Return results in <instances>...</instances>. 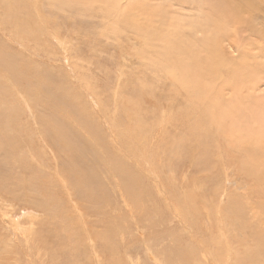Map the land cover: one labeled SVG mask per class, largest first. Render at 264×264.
<instances>
[{
	"label": "rangeland",
	"instance_id": "obj_1",
	"mask_svg": "<svg viewBox=\"0 0 264 264\" xmlns=\"http://www.w3.org/2000/svg\"><path fill=\"white\" fill-rule=\"evenodd\" d=\"M22 1L28 6L6 13V27L0 13V264H185L179 255L190 243L195 244L196 254L188 264H204L202 253L215 256L212 248L198 250L197 243L214 241L222 248L229 243L234 252L248 236L249 224L264 232V144L255 138L251 120L231 122L234 113L229 114L232 109L227 107L233 96L229 87L242 85L236 81L241 70L250 75L253 89L250 94L241 90L244 101L250 95V103L258 98L264 104L261 39L222 35V50L238 67L226 76L228 69L221 65V77L212 75L217 82L211 78L195 87L178 71L171 76L160 65L159 36L149 38L123 25L120 9L129 0H121L118 10L108 9L102 0ZM177 2L144 0L147 7L139 9L137 16L149 21L161 6L165 15L175 11L190 21L207 11L196 2L181 3V7ZM263 4L257 11L259 17L253 18L259 26L264 23L260 20ZM147 8L151 10L143 12ZM14 24L24 30L23 36L15 33ZM237 38L245 42L243 55L233 42ZM7 67L16 68L18 81L2 70ZM205 86L220 87L215 90L218 95L223 90L217 100L209 95L215 102L220 100L218 109L202 91ZM253 103L251 108L256 106ZM250 107V117L264 111ZM243 111L240 105L236 113L243 116ZM59 128L68 131L69 150L50 141ZM230 131L237 148L228 144ZM239 146L249 149V154L239 151ZM122 166L125 171L120 173ZM81 168L84 177L89 171L96 177L90 178L97 184L88 195L91 199L83 197L84 187L78 189L70 180ZM124 178H130L133 188L141 192L135 203L120 198V191L125 192ZM33 181L45 197L36 192L30 200L47 198L42 205L47 209L27 200ZM126 189L131 192L129 185Z\"/></svg>",
	"mask_w": 264,
	"mask_h": 264
},
{
	"label": "bare ground",
	"instance_id": "obj_2",
	"mask_svg": "<svg viewBox=\"0 0 264 264\" xmlns=\"http://www.w3.org/2000/svg\"><path fill=\"white\" fill-rule=\"evenodd\" d=\"M17 1V0H16ZM52 1V0H51ZM95 1V0H94ZM98 1V0H97ZM103 2L107 3L106 6L108 9H113V10H118V8L120 7V3L121 0H102ZM127 1V0H126ZM144 0H129V2H127V4H124L123 8L120 9V11H122L120 18H122V23L124 26L129 27L130 29L134 30L135 33L141 34V35H147L149 38V35H157L161 38L162 41V46H160L161 50H163L160 53V65L164 68H167V71L169 72L168 75L172 74L171 76H174L175 72L174 71H178L179 73H177V75H179L181 78H183L184 81H186L188 84H190L192 86V83L195 84L193 86L198 87V85L204 86L206 85V83H208V79L212 78V75L215 77V79L217 78V74L222 75V71L223 69L220 68L221 65L225 66L228 69V73L225 72L224 74H226V76H230L231 73L235 72V67H238V62L234 61V60H230L227 53H224L222 50V45H221V40H222V35H250L252 37V39H261V41L264 42V23H262L263 25L259 26L256 25L253 20V18H255L258 14L257 11L258 10H262L261 8V4L264 3V0H262L263 3H261V0H174L175 2L179 3L178 7H181L180 4L181 3H193L196 2V6L199 8L200 5H202L200 8L202 7H206L207 11H205L203 16H197V18L195 20H190V21H185L183 19H181L179 16H176V12L173 11L170 15H165L164 12L160 11L161 10V6L156 10L157 12L154 13L155 16L150 19L149 21H146L145 19H140L137 16V12L139 11V9L144 10L147 5H145L143 3ZM22 0L19 1L18 4H16V2L14 0H0V13H2V15L4 14V16H1V23L2 26L6 27L9 24V19L6 15V13H11L12 11H14L15 7L18 6H28L26 2H23ZM86 2V1H85ZM55 3V2H54ZM53 3V4H54ZM69 3V2H68ZM94 3V2H93ZM176 3V4H177ZM70 4V3H69ZM122 4V3H121ZM154 4H156L154 2ZM63 5V4H62ZM61 5V6H62ZM85 5V4H84ZM152 5V4H151ZM161 5V4H160ZM264 5V4H263ZM65 6V5H63ZM155 6V5H154ZM157 6V5H156ZM171 6H175L173 4H171ZM170 6V9H171ZM85 7V6H84ZM83 7V8H84ZM77 8V7H76ZM80 8V7H79ZM152 8V7H151ZM151 8H147L145 11L146 12L148 10H151ZM156 8V7H154ZM166 8V7H165ZM25 9V8H24ZM100 9V8H99ZM32 10V9H31ZM89 10V9H88ZM112 10V11H113ZM137 10V11H136ZM87 11V10H86ZM90 11V10H89ZM98 11V10H97ZM136 11V12H134ZM160 11V12H159ZM166 11V10H165ZM169 11V9H168ZM25 12V11H24ZM102 12V11H101ZM152 12V11H150ZM155 12V11H154ZM20 13V12H19ZM29 13V12H28ZM117 13V12H116ZM260 13V12H259ZM264 13V11H263ZM16 14V13H15ZM14 14V15H15ZM108 14V13H107ZM120 14V13H119ZM118 14V15H119ZM104 16V14H102ZM117 15V14H116ZM153 15V13H152ZM256 15V16H255ZM12 16V15H11ZM10 16V17H11ZM17 16V15H16ZM111 15H109L110 17ZM150 16V15H149ZM21 17V16H20ZM31 17V16H30ZM106 17V16H105ZM142 17V16H141ZM259 17V15H258ZM257 17V18H258ZM22 18V17H21ZM108 18V16L106 17ZM149 18V17H148ZM24 19V18H23ZM31 19V18H30ZM264 18H261L260 20H262ZM102 20H104V18H102ZM114 20V19H113ZM119 20V19H117ZM154 20V21H153ZM259 20V22H260ZM154 22L153 24L155 25H151L150 22ZM256 21V19H255ZM117 22L119 23V21H114L115 25L117 24ZM121 22V21H120ZM257 22V21H256ZM263 22V20H262ZM11 23H13L11 21ZM110 23V22H109ZM143 23V24H142ZM150 23V25H148ZM15 25V33L18 35H22L24 34V30L21 29V27L19 28L18 25ZM26 25V24H25ZM112 25V24H111ZM113 26V25H112ZM24 28V26H23ZM126 28V27H125ZM23 30V31H22ZM112 30V29H110ZM127 30V29H126ZM113 32V31H112ZM111 33V31H110ZM147 37V38H148ZM251 41V40H250ZM140 42V41H139ZM233 42L235 43V46L237 48H240L241 50L239 51L240 54L243 55L244 53V49H245V42H242L241 39L237 38V39H233ZM63 43V42H62ZM140 44V43H139ZM146 44V43H144ZM225 49V48H224ZM258 49V48H256ZM221 51V52H220ZM247 52V51H246ZM240 56V55H239ZM235 57V56H234ZM140 58V57H139ZM236 58V57H235ZM241 58V57H240ZM238 58V59H240ZM237 59V58H236ZM237 59V60H238ZM230 60V61H229ZM242 62L246 61V58L242 57ZM252 60V59H251ZM3 61V60H2ZM248 61V60H247ZM260 61V60H259ZM5 63V62H4ZM260 64V63H259ZM2 65V64H1ZM222 66V67H223ZM204 69L205 72H201V69ZM16 69V68H15ZM15 69H13L12 67H7L2 69L3 71H5L7 74H9L10 76H13V78L18 81L20 76L17 75V73H15ZM147 70V69H146ZM156 70V69H155ZM238 70V69H237ZM241 70V68L239 69ZM227 71V70H226ZM247 71V70H246ZM23 73V72H22ZM164 73H166V71H164ZM221 73V74H220ZM230 73V74H229ZM21 74V73H20ZM26 74V73H25ZM24 74V75H25ZM29 76V74H27ZM169 76V77H171ZM250 76V75H249ZM248 73L247 75H244V72L241 70L237 73L236 76V81L239 80L241 81L242 85H239L237 88V90L234 88H230L229 87V91H233L230 92V95L233 94L232 99L229 103H227V107L231 108L232 111L229 112L230 113H234V116L231 118V122H237V118L241 121L243 120H247L248 118L251 120V122L253 123L252 125L255 126V133H256V139L259 142H262L264 144V120L261 119L262 114L264 115V104L262 103V101H257L256 103L253 104L256 105L254 107H250L252 103H250V95H246V102L244 101V97L242 94H244L241 90H245V94H250V90L252 91L253 89L250 87V81L252 79H249ZM31 77V76H30ZM170 79V78H169ZM172 79V78H171ZM214 78H212L213 80ZM24 81V80H23ZM175 81V80H174ZM178 81V80H177ZM180 81H182L180 79ZM212 82L211 80L209 81ZM213 82H217L214 81ZM212 82V84H213ZM225 81H223L224 83ZM246 82H249L246 84ZM166 83V82H165ZM184 83V82H183ZM181 83V84H183ZM162 84V83H161ZM208 84V85H209ZM211 84V85H212ZM216 84V83H215ZM220 84V83H219ZM250 84V86H249ZM225 85H227V81L225 84H223V90ZM230 85V84H229ZM168 86V85H167ZM186 86V85H185ZM188 86V85H187ZM190 86V87H191ZM221 86V85H218ZM168 87H171L168 86ZM189 87V86H188ZM86 88V87H85ZM167 88V87H166ZM172 88V87H171ZM244 88V89H243ZM250 88V89H249ZM170 89V88H169ZM190 89V88H189ZM220 89V87L218 88H211L209 89L205 86V88L202 90L204 92L205 95H213L212 98L214 97V100H217L219 97H221V95L223 94V90L222 92H219V95L215 92V90ZM179 91V90H178ZM195 92V90L193 91ZM196 92L198 93V91L196 90ZM173 93V92H172ZM200 93V92H199ZM179 94V93H178ZM24 96V95H22ZM169 96V95H168ZM181 96V95H180ZM162 97V96H161ZM160 97V98H161ZM172 97L174 98V96L172 95ZM182 97V96H181ZM193 97V96H192ZM201 97V96H200ZM207 97V96H204ZM210 97V96H209ZM226 97V95H225ZM187 98V97H186ZM203 98V97H202ZM208 98V97H207ZM206 98V99H207ZM212 98H208V101H211L213 103V106H217L216 109H218V102H215L212 100ZM162 99V98H161ZM160 99V100H161ZM189 99V98H188ZM205 99V98H204ZM224 99V98H223ZM256 99V98H255ZM184 100V99H183ZM198 100V99H197ZM261 100V99H260ZM223 101V100H222ZM168 102V101H167ZM203 102V101H202ZM210 102V104H211ZM181 103V102H180ZM222 103V102H221ZM233 103V104H232ZM182 104H185L182 102ZM187 104V103H186ZM205 104V103H204ZM223 104V103H222ZM225 104V103H224ZM193 105V104H192ZM197 105V104H196ZM206 105V104H205ZM242 106L243 108V116H239L237 115L236 111L238 109L239 106ZM208 106V105H207ZM211 106V105H210ZM261 108L262 112H258V113H254V115L252 117H250V110L249 107L251 109L257 107ZM66 107V106H65ZM200 107V106H199ZM246 107L248 108V110L246 109ZM202 108V107H201ZM215 108V107H214ZM190 109V108H189ZM196 109V108H195ZM204 109V108H202ZM211 109V108H210ZM220 109V108H219ZM225 109V106L224 108ZM222 110V109H221ZM4 110H2L3 112ZM187 111V110H186ZM197 111V110H196ZM195 111V112H196ZM181 112V111H180ZM190 112V111H189ZM210 112V110H209ZM219 112V111H218ZM1 113V112H0ZM6 113V112H5ZM207 113V112H205ZM227 113V112H226ZM7 114V113H6ZM4 114V116L6 115ZM180 114V113H179ZM183 114V113H182ZM188 114V113H187ZM216 114V113H214ZM221 114V113H220ZM2 115V114H1ZM186 115V114H185ZM194 115V114H193ZM192 115V116H193ZM203 115V114H202ZM8 116V115H7ZM180 116V115H179ZM209 117V113H207V115ZM10 117V116H9ZM187 117V116H184ZM189 117V116H188ZM194 117V116H193ZM220 117V116H218ZM222 117V116H221ZM227 117V115H226ZM179 118V117H177ZM206 118V117H205ZM181 119V118H180ZM226 119V118H225ZM2 119H0L1 121ZM8 120V119H7ZM178 120V119H177ZM186 120V119H185ZM191 120V119H190ZM201 120V119H200ZM218 120V119H217ZM238 120V122H240ZM262 120V121H261ZM164 121V120H163ZM175 121V120H174ZM206 121V120H205ZM249 121V120H248ZM154 122V121H153ZM201 122V121H199ZM198 122V123H199ZM221 122V121H220ZM230 122V121H229ZM250 122V123H251ZM113 123V122H112ZM149 123V122H148ZM158 123V122H157ZM210 123V122H208ZM219 123V122H218ZM243 123V122H242ZM241 123V124H242ZM124 124V123H123ZM189 124V123H188ZM228 124V123H227ZM1 125V124H0ZM147 125V124H146ZM183 125V124H182ZM210 125V124H209ZM248 125V124H247ZM2 126V125H1ZM151 126V125H149ZM148 130H149V127ZM199 125H195L194 127H198ZM201 126V125H200ZM203 126V125H202ZM201 126V127H202ZM145 127V126H144ZM154 128V126H152ZM221 127V125H220ZM222 127H225L224 125ZM244 127V126H243ZM156 128V126H155ZM154 128V129H155ZM184 128V127H183ZM189 127H187L188 129ZM208 128H210L208 126ZM212 128V127H211ZM218 128V127H217ZM216 128V129H217ZM158 129V128H157ZM177 129V128H176ZM179 129V128H178ZM186 129V130H187ZM205 129V128H204ZM214 129V128H212ZM121 130V129H120ZM140 130V129H139ZM151 130V129H150ZM149 130V131H150ZM194 129H192L193 131ZM223 130V129H222ZM243 130V129H242ZM152 131V130H151ZM154 131V130H153ZM197 131V130H196ZM208 131V130H207ZM206 131V132H207ZM213 131V130H212ZM221 131V130H220ZM55 134L51 136L53 143L55 144H60L62 145V148L69 150L70 146L72 143L69 142L68 138L69 135H67V139L66 137V133L64 128L63 130H61L60 128L55 130ZM142 132H144V130H142ZM145 132L148 133L147 130H145ZM218 132V131H217ZM222 132V131H221ZM240 132V131H239ZM242 132V131H241ZM249 132V131H247ZM245 131V133H247ZM146 133V134H147ZM199 133V132H198ZM203 133V132H202ZM219 133V132H218ZM230 133V136L228 135V144L230 146V144L232 145L231 147H236V144H232L231 139L233 138V132L230 131L228 132ZM249 134V133H248ZM190 137L192 136L191 134H189ZM250 135V134H249ZM254 135V134H253ZM195 136V135H194ZM237 136V135H236ZM240 136V135H239ZM238 136V137H239ZM251 136V135H250ZM249 136V137H250ZM255 136V135H254ZM189 137V138H190ZM188 138V140H189ZM225 139V136L223 137ZM222 138V139H223ZM263 138V139H262ZM49 139V138H48ZM239 139V138H237ZM262 139V140H261ZM65 140V141H64ZM141 140V139H140ZM256 140V141H257ZM261 140V141H260ZM174 141V139H173ZM173 141L171 144H173ZM193 141V140H192ZM236 141V139H235ZM241 141V140H240ZM145 142V141H144ZM176 142V141H175ZM200 142V141H199ZM226 142V141H225ZM98 143V142H97ZM143 143V142H142ZM189 143V142H188ZM44 144L46 145V143L44 142ZM145 144V143H144ZM147 144V143H146ZM151 144V143H150ZM176 144V143H175ZM255 144V143H254ZM17 145V144H16ZM194 145V143H193ZM207 145V144H206ZM234 145V146H233ZM138 146V145H137ZM143 144L139 147L142 148ZM148 146V145H147ZM208 146V145H207ZM247 146V145H245ZM193 147V146H192ZM210 147V146H209ZM237 148V147H236ZM239 151L242 150L245 152L248 150V152L250 151L249 149H246L245 147L239 146ZM197 149V148H196ZM103 150V149H102ZM142 150V149H141ZM144 151V150H143ZM238 151V150H237ZM146 152V151H145ZM191 152V151H190ZM105 153V152H104ZM247 153V152H246ZM113 154V153H112ZM142 154V153H141ZM239 154V153H238ZM241 154V153H240ZM244 154V153H243ZM249 154V153H247ZM69 155V154H68ZM34 154H30V157H33ZM14 157V156H13ZM12 157V158H13ZM130 157V156H129ZM112 158V157H111ZM122 158V157H121ZM244 158V155L243 157ZM251 158V157H249ZM35 159V158H34ZM118 159V157H117ZM131 159V158H130ZM125 160V159H124ZM251 160V159H250ZM256 160V159H255ZM56 162V160L54 161ZM244 162V160L242 159V163ZM19 164V163H18ZM120 164V163H119ZM262 164V163H261ZM19 166V165H18ZM135 166V165H134ZM141 167V166H140ZM149 167V166H148ZM257 167V166H255ZM263 167V166H262ZM111 169H114L112 167H110ZM142 168V167H141ZM146 168V167H145ZM152 168V167H151ZM247 168V167H246ZM245 168V169H246ZM120 173H123L125 171V169L122 167H119ZM141 170V169H140ZM154 171V170H152ZM148 172V171H147ZM204 172V171H203ZM83 173V169H78L74 171L73 176H70V180L73 184L74 187H77L78 189L84 187V189H82L83 191V197H88V195L91 192V189L96 188V183L92 182L90 180V178H96L93 171H89L87 172L86 176L84 177L83 175H81ZM144 173V172H143ZM156 175V174H155ZM179 175V174H178ZM69 176V174H68ZM114 176V175H113ZM128 177H130V174L127 175ZM115 177V176H114ZM154 177V175H153ZM131 178V177H130ZM126 180L125 178L124 180H121V183L125 185V192L120 191V198L124 201L127 202H134L135 203V199H139L141 192H138L136 190V186L133 188V184H131L132 181ZM150 178V177H149ZM148 178V179H149ZM193 178V177H192ZM117 179V178H116ZM115 179V182H116ZM189 179V177H188ZM207 179V178H206ZM159 180V179H158ZM154 181V180H153ZM157 181V180H156ZM171 181V180H170ZM180 181V180H179ZM172 182V181H171ZM197 182V181H196ZM161 183V182H160ZM195 183V182H194ZM39 184V183H38ZM37 184V182H32L30 184V193L26 194L27 200H29L30 202L34 203L36 206H40L44 209H47V207L42 206L43 204H45V201L47 198H44L43 202H38L37 198L34 199L32 198V200H30V194L32 193H36V192H40L39 196L41 197H45V195L43 194L42 191L36 190V188H40V186ZM157 184H159L157 182ZM164 184V183H162ZM117 185V184H116ZM130 187L131 192L128 193L126 192L127 189L126 187ZM198 185V184H197ZM158 186V185H157ZM179 186V185H178ZM117 187V186H116ZM133 188V189H132ZM156 188V187H155ZM164 188V187H163ZM175 188V187H174ZM196 188V187H194ZM121 189V188H120ZM129 189V190H130ZM176 189V188H175ZM139 190V189H138ZM141 190L143 191V187H141ZM146 190V189H145ZM168 190V189H167ZM155 191V190H154ZM166 191V190H165ZM157 192V190H156ZM164 192V191H163ZM46 193V192H45ZM160 193V192H159ZM166 193V192H165ZM82 195V194H81ZM191 195V194H190ZM145 196V195H144ZM143 196V197H144ZM172 196V195H171ZM198 196V195H197ZM203 196V195H202ZM25 197V196H24ZM148 197V196H147ZM163 197V196H162ZM186 198V196H185ZM184 198V199H185ZM194 198V197H193ZM91 199V198H89ZM171 199V198H169ZM172 200V199H171ZM203 200V199H202ZM146 202V201H145ZM176 202V201H175ZM200 202V200H199ZM144 203V202H143ZM152 203V202H151ZM171 203V202H170ZM93 204H95L93 202ZM150 204V203H149ZM153 204V203H152ZM191 204V203H190ZM131 205V204H129ZM143 205V204H142ZM135 207V205H133ZM145 206V205H144ZM198 206V205H197ZM233 206V205H232ZM95 207V206H94ZM93 207V209H95ZM137 207V205H136ZM142 207V206H141ZM185 207V206H183ZM208 207V205H207ZM131 208V207H130ZM139 208V206H138ZM190 208V206H189ZM204 208V207H203ZM29 209V208H28ZM129 210V208H127ZM132 209V208H131ZM135 209V208H134ZM145 209V208H144ZM200 209V208H199ZM229 209V208H228ZM143 210V209H142ZM237 210V209H236ZM78 211V210H77ZM137 211V209H136ZM205 211V210H204ZM28 212V211H27ZM145 212V211H144ZM190 212V211H189ZM140 213V212H139ZM204 213V212H203ZM15 214V213H14ZM130 214L132 215V217L135 219V215L133 212L130 211ZM207 214V213H206ZM205 214V215H206ZM191 215V214H190ZM244 215V214H243ZM236 216V214H235ZM195 217V216H194ZM208 217V215H207ZM249 217V216H248ZM138 218V217H137ZM240 218V217H238ZM5 221H7V224L10 223V221L8 219H6L4 217ZM141 219V218H139ZM241 219V218H240ZM23 220V218H22ZM136 220V219H135ZM177 220V219H176ZM183 220V219H182ZM29 221V220H28ZM35 221V220H34ZM138 221V219H137ZM239 221V220H238ZM202 222V221H201ZM214 222V221H213ZM19 223V222H18ZM31 223V222H30ZM24 224H26L24 222ZM24 224H22L24 226ZM139 224V222H137V225ZM216 224V223H215ZM31 225V224H30ZM26 226V225H25ZM231 226V225H230ZM28 227V226H27ZM31 227V226H29ZM36 226H34L33 228H35ZM139 227V225H138ZM151 227V226H150ZM201 227V226H200ZM10 228V227H9ZM37 228V227H36ZM182 228V227H181ZM233 228V227H232ZM241 228V227H240ZM13 229V228H12ZM195 229V228H194ZM212 229V227H211ZM210 229V231H211ZM245 231V229H243ZM126 231V230H125ZM196 231V230H194ZM201 231V230H200ZM237 231V230H236ZM16 232V231H15ZM24 232V231H22ZM33 232V231H31ZM37 232V231H36ZM248 236H246L244 238L243 236V244L240 246H237V251L234 250V252L228 247V245H230L228 243L225 244V248H222L218 245L217 242L214 243V245L210 244V243H206V241H203L201 243H197V248L198 250H203V252H206L207 250H211L212 248V253L211 254L213 256H215V258L212 257H208V255L205 253L203 254L202 252V262L204 264H264V232L261 231V229L252 227L250 224L248 226ZM19 233V232H18ZM35 233V232H34ZM202 233V232H201ZM221 233V232H220ZM239 233V232H238ZM124 234V233H123ZM200 234V233H199ZM227 234V233H226ZM235 234V233H234ZM24 235V234H22ZM21 235V236H22ZM30 235V234H29ZM34 235V234H33ZM36 235V234H35ZM104 235V234H102ZM107 235V234H106ZM20 236V235H19ZM123 236V235H122ZM191 236V235H190ZM218 236V235H217ZM229 236V235H228ZM233 236V234H232ZM29 237V236H28ZM36 237V236H35ZM40 237V236H39ZM224 237V236H222ZM230 237V236H229ZM30 238V237H29ZM200 238V237H199ZM198 238V239H199ZM217 238V237H216ZM221 238V236H220ZM232 238V237H230ZM25 239V238H24ZM39 239V238H36ZM191 238H189L188 241H190ZM201 239V238H200ZM222 239V238H221ZM230 240V239H229ZM25 241V240H24ZM113 241V240H112ZM212 241V240H211ZM31 242V241H30ZM32 243V242H31ZM226 243V242H225ZM231 243V242H230ZM238 243V241H237ZM115 244V243H114ZM212 245V247H211ZM227 245V246H226ZM238 245V244H236ZM44 246V245H43ZM185 253L181 254L180 253V257L182 258V260L184 261L185 264L189 263L190 257L194 256L196 254V247L195 244H186L185 245ZM224 246V245H223ZM232 248V246H231ZM107 249V248H106ZM125 249V248H124ZM115 250V249H114ZM118 250V248H117ZM116 250L115 253H117L118 251ZM113 251V250H112ZM105 252V251H104ZM124 252V251H122ZM233 252V253H232ZM110 253V252H108ZM156 253V252H155ZM127 254V253H126ZM154 254V251H153ZM119 255V254H118ZM157 255V254H156ZM207 255V256H206ZM232 255V256H231ZM117 256V255H116ZM115 256V257H116ZM117 258V257H116ZM179 259V257H177ZM119 261V260H118ZM201 261V259H200ZM262 261V262H260ZM122 264V263H121ZM163 264V263H162ZM182 264V263H181Z\"/></svg>",
	"mask_w": 264,
	"mask_h": 264
}]
</instances>
